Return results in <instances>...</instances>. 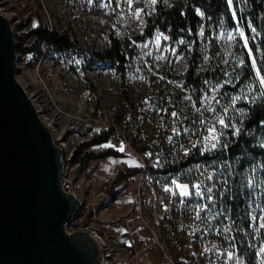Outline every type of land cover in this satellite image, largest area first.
<instances>
[{
  "label": "rangeland",
  "instance_id": "374dc122",
  "mask_svg": "<svg viewBox=\"0 0 264 264\" xmlns=\"http://www.w3.org/2000/svg\"><path fill=\"white\" fill-rule=\"evenodd\" d=\"M108 4L109 0H0V13L10 21L12 30L18 23L28 20L27 25L16 31V35L26 33L32 27H46L76 39L78 47L86 53L107 48L110 34L122 42L130 40L125 63L126 100L119 90L115 67L108 61L88 67L79 56L59 54L42 43L36 44L35 49L29 53H17L16 79L34 104L41 120L55 130V136L64 142L67 150L95 136H105L103 144L113 149L109 126L113 118V123L122 128L128 140L124 146L132 149L137 160L141 158L146 162L154 159L162 165L176 164L194 153L209 152L203 151L208 127H215L218 133H222L219 140L224 143L228 130L235 132L238 127L236 118L240 115L239 103L261 96L259 79L264 78V64L245 82L239 83V78L249 51L252 57H263L260 41L264 37L258 35L256 30L253 31L254 27L249 22L246 30L237 24H222L215 36L213 61L209 56L210 45L207 41L203 43L205 53L198 70L203 72L209 69L212 74L210 78L202 79L199 89H196L193 85L184 84L182 75L187 68L184 49L189 46L183 40L171 42L159 31L141 42H133L131 39L141 33L144 14L153 10L150 0H132L131 7L127 0H111L110 6L105 7ZM136 11L140 12L139 16L135 15ZM237 27L244 32L247 48L243 47L245 39L239 37ZM227 32H231L234 39L228 40L225 35ZM158 35L160 40L157 46ZM30 43L31 38H28L21 46L28 47ZM226 87H234L229 90L228 98L223 95ZM213 88L217 90L213 92ZM86 91L94 92L95 102L104 109L116 107V113L113 116L107 115L99 123L82 122L81 114L76 111V102L78 95ZM173 112L176 116L172 115ZM221 117L227 127L218 123ZM86 149L91 152L94 145ZM142 160L137 166L130 162H124L123 165L128 167L125 169H139ZM214 169V162L192 163L179 167L170 175L158 177L156 173H150L147 181L155 184L159 199H166L173 194L180 196L176 184L187 185L189 196H180L190 203L188 210L185 213L183 211L185 216L194 213L196 217L198 206H205L199 212L198 219L205 220L209 228L204 237L200 238L202 249L207 247L216 256L215 262L264 264V227H261L264 225V192L259 184V174L262 173L257 175L256 171L244 172L249 173L248 182L251 180L252 185H246L250 191L245 201L246 218L235 225L220 210L224 184L220 187L213 179H206L209 174L214 175ZM134 178L136 183L137 173L130 179ZM201 182L203 199L196 195L193 187V183ZM168 184L172 186V193L165 189ZM209 187H212V193L207 192ZM208 195L213 196V201H208ZM96 207L89 208L92 210L89 214L95 215L94 221L106 215H100L98 212L103 210L97 211L99 209ZM169 213L166 223L170 219L172 228L163 229L162 237L167 238L166 241L172 245L174 236L170 230L175 229L174 225L179 220L174 208ZM121 228L122 224H118L115 229ZM179 228L181 237L185 229L182 226ZM139 262L145 263L143 256Z\"/></svg>",
  "mask_w": 264,
  "mask_h": 264
},
{
  "label": "trees",
  "instance_id": "16d2710c",
  "mask_svg": "<svg viewBox=\"0 0 264 264\" xmlns=\"http://www.w3.org/2000/svg\"><path fill=\"white\" fill-rule=\"evenodd\" d=\"M235 13V19L233 18ZM144 25L140 34L131 37L133 42H141L151 38L157 31L171 42L179 39L183 40L189 48L184 49L187 63L185 73L182 75L186 86L193 85L199 89L202 79L210 78L209 69L199 71V64L204 57V42L210 45V60L215 59V36L222 24L232 26L237 24L243 30L249 22L254 27L258 35L264 37V0H232L231 7L228 0H157L151 12L144 14ZM28 20L22 21L13 27L16 31L27 25ZM203 33V34H201ZM31 38L28 47L21 44L26 39ZM17 42V53L26 54L34 50L36 44L42 43L45 47L59 54H74L79 56L85 66H92L108 61L115 67L118 86L124 100L127 99L126 68L127 49L131 44L129 39L124 42L119 41L112 34L109 35V46L104 50H90L88 53L78 47L76 39L70 38L67 34H60L46 27H32L28 32L15 34ZM260 48L263 57L257 59L246 55L245 65L241 68L239 83L250 79L253 72L257 71L264 64V40L260 41ZM39 53V50H38ZM216 71V69H214ZM245 82V81H244ZM257 87V85H256ZM234 87H226L223 92L228 98ZM222 96V89L220 91ZM221 99L220 97H218ZM241 106L240 115L236 118L239 134L233 135V131L228 130L227 138L219 147L202 154L194 153L176 164L165 163L161 170L148 169L149 173L171 174L179 167H185L192 163L214 162L215 169L213 181L224 184L225 190L220 197V210L223 215H227L235 225L242 223L245 217V201L249 197L247 188L249 173L246 171L259 172V184L264 192V97L258 96L253 100L239 103ZM105 136H95L79 143L74 150V159L79 160V170L86 168L91 160L102 158L111 154H116L113 149H108L103 153H91L85 151L86 148L105 141ZM227 145V147H225ZM138 168L119 170L114 177L112 184L138 173ZM252 174V173H251ZM258 177V178H259ZM219 187V188H220ZM115 192L110 189V200ZM99 209L104 203H97ZM92 210H89V212ZM250 260V258L248 259Z\"/></svg>",
  "mask_w": 264,
  "mask_h": 264
},
{
  "label": "water",
  "instance_id": "95a60500",
  "mask_svg": "<svg viewBox=\"0 0 264 264\" xmlns=\"http://www.w3.org/2000/svg\"><path fill=\"white\" fill-rule=\"evenodd\" d=\"M16 49L0 13V264H98L96 240L65 230L76 199L61 186L62 148L16 79Z\"/></svg>",
  "mask_w": 264,
  "mask_h": 264
},
{
  "label": "built area",
  "instance_id": "2783aa9c",
  "mask_svg": "<svg viewBox=\"0 0 264 264\" xmlns=\"http://www.w3.org/2000/svg\"><path fill=\"white\" fill-rule=\"evenodd\" d=\"M95 100V94L91 91L78 95L76 111L81 114L82 122L99 123L107 115L113 116L116 113V107L104 109ZM109 126L110 141L113 144H128L122 128L113 123V118ZM50 130L55 142L62 148L61 186L66 193H71L76 199L75 211L65 224V230L67 233L84 230L96 240L99 248L98 264H140L141 254L146 257V264H220L219 260L215 262L216 256L211 254L207 247L202 249L200 237H204L206 229L209 228L207 222L197 219V216L194 217V213L185 216L184 213L190 203L178 195L173 194L166 199H159L155 184L147 181L148 175L150 176L148 169L152 167L155 171L161 170L163 167L161 162L154 159H148L146 162L142 160L134 191L129 195L123 191H116L110 200L112 181L93 177L88 173L90 169H94L98 158L89 162L93 163L92 166L88 164L86 168L79 170L80 162L74 159L75 147L67 150L64 142L55 136V130L52 127ZM106 150L108 147L99 142L94 144L91 152L103 153ZM77 173L79 175H76ZM156 175L162 176L158 172ZM165 189L172 193L170 184L165 185ZM126 197L128 201L125 207L123 201ZM104 202L106 204L97 211L103 210L107 215L94 221L95 215L89 214V208L92 206L95 208L97 206L95 204ZM173 208L177 212L179 223L174 225V230H170L174 236L171 245L162 235L163 229L172 228V222L169 219L167 224L166 218ZM118 224H122L119 230L113 232L102 230L106 225ZM179 226L185 229L181 237Z\"/></svg>",
  "mask_w": 264,
  "mask_h": 264
},
{
  "label": "crops",
  "instance_id": "0c3cea01",
  "mask_svg": "<svg viewBox=\"0 0 264 264\" xmlns=\"http://www.w3.org/2000/svg\"><path fill=\"white\" fill-rule=\"evenodd\" d=\"M111 147L114 149L116 154H111V155H108V156H105L102 158H98L96 166L94 167V169H90V171L88 172L91 176L101 178L103 180L113 181V179L117 175L118 171L125 169V167H124L125 165H123L124 162H127V163L130 162L131 164L133 163V166H137L139 161L142 160L140 157H138L140 159L137 160V158L135 157L136 154L134 155L132 152V149L127 147V146H124L121 144H114ZM121 147H122V150H120ZM92 165H93V163L89 164V166H92ZM130 178H131V176L121 180L119 183L111 185L110 189H112V190L114 189L117 191H123L126 195L131 194L134 191L136 178H134V180L130 179ZM130 184H131V187H129ZM127 201H128V199L126 197L123 201V204L125 207L127 205ZM98 213H100V215H101V214H104L106 212L101 211ZM106 215H107V213H106ZM116 226L106 225V226L102 227V230L104 232H113L116 230L115 229ZM141 256L144 257V260H145L144 264H146V262H147L146 257L144 256V254H141L140 257Z\"/></svg>",
  "mask_w": 264,
  "mask_h": 264
},
{
  "label": "snow or ice",
  "instance_id": "6c2138e0",
  "mask_svg": "<svg viewBox=\"0 0 264 264\" xmlns=\"http://www.w3.org/2000/svg\"><path fill=\"white\" fill-rule=\"evenodd\" d=\"M150 2H151V4L154 6V5H156L157 0H150ZM127 3H128V5H129V7L132 6V0H127ZM110 4H111V0H109V4H108V5H105V7H109ZM228 4H229V6L231 7V5H232V0H228ZM117 6H119V3H117ZM135 15H136V16H139V15H140V12H139V11H136V12H135ZM233 18L235 19V13H233ZM253 31H255V29H253ZM236 32L239 34V37H240L241 39H245V37H244V32H243L242 30H240L239 27H237ZM201 34H203V33H201ZM225 35H226V37H227L228 40H232V39H234L233 34H232L231 32H227ZM165 39H166V37H165ZM159 40H160V36L158 35V36L156 37V44H157V46L159 45ZM181 43H183V41H181ZM145 47H147V45H145ZM243 47H245V48L248 47L246 39H245V43H244ZM249 56H251V51H249ZM242 63H243V61H241V64H242ZM259 76H260V74H259V72H258V73H257V77L259 78ZM259 87H260V90H261V91H260V95H261L262 97H264V78H260V79H259ZM216 90H217V89H215V88L212 89L213 92H215ZM249 92H251V88H249ZM246 98H247V97H246ZM213 99H214V97H213ZM235 99L238 100V99H240V97H236ZM253 100H255V97H253ZM210 110H211V109H210ZM172 115H173V116H176V113L173 112ZM201 123H203V122H201ZM218 123H219L222 127H227V125H225V123H224V119H223L222 117L218 119ZM233 127H235V125H233ZM207 131H208V136L205 137V141H206V143H205V147H204L203 151H211V150L216 149L217 146L220 144L219 136L222 135V133H218V132H217V129H216L215 127H208ZM177 134H178V133H177ZM237 134H239V129H238V128H237L236 131L233 133V135H237ZM169 139H171V138H169ZM193 146L195 147V145H193ZM225 147H227V145H225ZM120 150H122V147H121ZM185 154H187V153H185ZM206 179H208V180H212V179H213V174H209V175L206 177ZM173 183L175 184L176 182L173 181ZM202 183H203V182H201V184L193 185V187L196 189V195H197V196H200V197L203 199V198H204V193L201 191ZM248 183H249V185H252V181H251V180H250ZM176 187H177V189H179V194H180V196H182V197H187V196H189V191H188V187H187V185H179V184H176ZM168 190H169V189H166V191H168ZM212 191H213L212 187H209V188L207 189V192H208V193H212ZM207 199H208V201L211 202V201H213V196H212V195H208ZM181 202L183 203V201H181ZM204 208H205L204 205H199V206H198V212H197V217H196L197 219L199 218V212H200V211H203ZM261 227H264V225H261ZM229 259H231V257H229Z\"/></svg>",
  "mask_w": 264,
  "mask_h": 264
}]
</instances>
